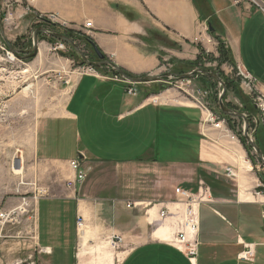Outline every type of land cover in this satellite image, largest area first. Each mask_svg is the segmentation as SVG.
Here are the masks:
<instances>
[{"label":"crops","instance_id":"1","mask_svg":"<svg viewBox=\"0 0 264 264\" xmlns=\"http://www.w3.org/2000/svg\"><path fill=\"white\" fill-rule=\"evenodd\" d=\"M49 14L57 15L55 22ZM43 21L87 36L134 76L162 74L194 60L201 48L217 56L220 36L264 97V13L245 0H18L6 27L20 29L17 39ZM133 87L138 100L126 92ZM243 90L252 100V89ZM171 97L147 98L111 68L78 73L65 104L40 117L30 138L19 125L14 168L0 165V214H16L11 220L22 221L23 234L35 233V252L57 251L59 264H68L67 257L69 264H264V165L243 142V119L210 108L225 119L218 126L200 105ZM249 131L264 155L259 110ZM168 154L180 159L164 161ZM72 159L86 172L80 183ZM147 171L157 179L148 183ZM136 175L143 176L138 184ZM169 180L182 184L172 188ZM203 186L200 253L191 259L176 243L185 206L175 189L199 193ZM116 235L122 241L113 248Z\"/></svg>","mask_w":264,"mask_h":264},{"label":"rangeland","instance_id":"2","mask_svg":"<svg viewBox=\"0 0 264 264\" xmlns=\"http://www.w3.org/2000/svg\"><path fill=\"white\" fill-rule=\"evenodd\" d=\"M2 1L3 0H1L0 13L1 19L4 23L5 36L15 47L19 49H32L34 46V30L38 27L47 28L48 30L66 35L59 27H51L50 24L43 21L40 24H37V26H31L24 36L14 39L16 34L20 32V29H16L15 26L10 27L8 24L6 27L4 18L8 10L2 5ZM11 12L13 14V10ZM38 39L39 50L37 55L34 57H27L24 54V51H12L0 33V128L4 127L5 129L4 132L0 131V165H7L11 169L12 167L14 168V165L11 162V155H14L17 150L15 145L19 125L24 124L27 127L25 136L26 138H30L34 123H36L40 117L57 114L60 108L65 104L68 95L75 84L78 73L93 68L104 70L110 68L108 65L103 67H91L87 65L73 46L49 35L48 33L39 32ZM72 39L80 49L85 52L89 60H99L93 49V45L91 46L89 44L83 34H75ZM62 42L64 43L65 48H60ZM198 56L194 60H181L177 64H174L173 68L168 67L165 69L162 74L167 72L186 74L196 69L206 70V68L208 71L217 74L222 71L225 73L223 75L229 76L228 80L233 87L231 89L227 88L223 100L229 108L236 107L235 109H232L240 112H243V110H241L239 105L238 97L239 99L240 97L242 99L244 98V95L246 96L243 88L247 89L249 87L252 89L250 94L253 98L255 96L260 97V95L253 90L255 81L251 82L249 76L246 75V73H249L248 71H244L237 64L233 65L230 62L222 63L217 59L219 54L216 56L215 54L207 53L205 51L201 57L198 58ZM124 72L126 71L124 70ZM126 74L132 77H143L130 75L127 72ZM118 76L120 75L118 74ZM144 76H157V74H148ZM219 76L221 77V75ZM127 83L144 89L147 98L161 93H165L169 98H172L171 96L174 95L185 101L194 102L198 106L200 105V107L205 104L207 107L217 110L219 115L224 118L230 117L229 115H225L220 108V85L215 79L209 76L194 74L191 78L185 79L163 77L162 82L153 80L143 82L127 81ZM160 84H165L166 87L161 89ZM235 86H237L238 89H236ZM27 87L29 88L26 89ZM133 90L136 89L134 88ZM136 91V94L130 93L128 90L126 92L131 95V99L138 100L137 97H134L139 94V91ZM227 99L232 100L235 105H233L231 101H227ZM20 113L24 115L20 116ZM259 113L260 117L263 118L262 112L259 111ZM240 129L241 135L244 136V127H240ZM249 134L251 135L250 131ZM247 145L251 147L252 157H254V159L258 158L255 150L252 149V146L248 141ZM169 151L170 150L167 152ZM194 152L195 150L191 148L190 154H193ZM170 158L176 159L178 157L169 154L162 157L164 161H167ZM259 162L261 166L264 165L260 159ZM186 170L187 168H171V172L173 171L175 174H184ZM147 172L146 179L148 183H151L153 179H157L154 172ZM136 176L135 181L138 184L140 183V180H143V176L140 178L138 177L139 175ZM168 182L172 188L176 185L182 184L179 183L181 181L169 180ZM2 208L3 204L0 205V213ZM22 208L23 206H21L19 211H22ZM24 208H27V206ZM15 215L16 214H12V216L3 221L4 223L0 222V264H59L60 261H56V257L59 255L57 251H54L53 253L35 252V233L32 232L30 237L25 236L23 234L24 231H22V221L11 220ZM24 243L25 245H23ZM68 258L69 257H67V259ZM67 259L62 262L65 261V263L69 264L71 261Z\"/></svg>","mask_w":264,"mask_h":264},{"label":"built area","instance_id":"3","mask_svg":"<svg viewBox=\"0 0 264 264\" xmlns=\"http://www.w3.org/2000/svg\"><path fill=\"white\" fill-rule=\"evenodd\" d=\"M237 1H241V0H237ZM245 1L250 3L252 6L258 8L260 11L264 13V1L263 0H245ZM17 2L18 0H3L2 1V5L6 7L8 10L7 14H5V18H4L5 22H7L11 18L12 16L11 11L14 9V6ZM48 19L50 20V22H55L57 19V15L49 14ZM85 26L86 28H90L92 26V22L87 21ZM60 48H65V45L63 42L60 44ZM246 75L249 76V80L251 82L255 81V79L253 78L251 74L246 73ZM128 92L134 93L135 91L131 88V89H128ZM253 100L256 106L258 107L259 111L262 112L264 116V108H261V100H264V97L255 96ZM201 107L205 111L208 112L209 121H214V123L218 126H220L221 121L223 122L225 121L224 118L214 116V114L210 111V108L207 107L205 104L201 105ZM233 138H235V135H233ZM70 165L72 169L76 172V179H75L76 182L77 183L82 182L86 177V172L83 170L80 160L72 159L70 160ZM226 172L228 176H234V171L232 167H227ZM262 174H264V171L262 172ZM175 191H176V194L179 200L185 206L182 227L176 236V243L180 246V248L185 252V254L189 258L196 259L199 256V248H200V239H199L200 207L203 203L208 201L207 200L208 188L206 186H203L199 193H193L192 191L184 189L182 187H176ZM131 205L132 204H128V206H131ZM167 215H168L167 210L160 211V217L165 218ZM9 216L8 215L5 216V214L3 213L0 214L1 219L8 218ZM77 225L78 227L83 226L82 218L78 217ZM121 241H122V237L116 235L112 239H110V245L113 248H117ZM249 254H251L250 249L249 251H246L245 254H243V257H246Z\"/></svg>","mask_w":264,"mask_h":264},{"label":"water","instance_id":"4","mask_svg":"<svg viewBox=\"0 0 264 264\" xmlns=\"http://www.w3.org/2000/svg\"><path fill=\"white\" fill-rule=\"evenodd\" d=\"M0 7H1V0H0ZM210 30L213 31V28L210 27ZM39 32L48 33L49 35L54 36L63 42L69 43L81 55V57L83 58V61L87 65H89L91 67H103V66L108 65L111 68V70L116 71L123 79L130 81V82H143V81H153V80H157L159 82H162L163 77L174 78V79H185V78H191L194 74H201V75L212 77L213 79H215L218 82V84L221 87L219 104H220V108H221L222 112L225 115H229L232 117H239V118L243 119V121H244V136H245L246 140L249 142V144L255 149L257 156L264 163L263 153L261 152V150L259 149V147L255 143L253 137L249 134L250 122H249L248 116L243 112L236 111L232 108H229L225 104L223 97L227 91V85L224 82V80L219 76V74L214 73V72H210V71L205 70V69H196V70H193L192 72L186 73V74H177L174 72H167V73L160 74L157 76L132 77V76H129L128 74H126V72H124V70L122 68H120L119 66H117L113 62L106 59L105 55L101 52V50L97 46L93 45V49L96 52L99 60L98 61H91L88 59L85 52H83L80 49V47L75 43V41L72 38H70L67 35H64V34H61L58 32H54V31L48 30L47 28H42V27H38L37 29L34 30V34H33L34 46L32 49H19V48L15 47L13 44H11V42H9L8 39L6 38L4 23L1 19V13H0V33L2 34L5 42L7 43V45L9 46V48L12 51H24L25 53H29L27 55V57H34L35 55H37L38 50H39V46H38V44H39V39H38ZM165 87H166L165 84H160L161 89H164ZM25 264H27V263H25Z\"/></svg>","mask_w":264,"mask_h":264},{"label":"trees","instance_id":"5","mask_svg":"<svg viewBox=\"0 0 264 264\" xmlns=\"http://www.w3.org/2000/svg\"><path fill=\"white\" fill-rule=\"evenodd\" d=\"M61 30L64 31L65 34L67 36H69L70 38H73V36L75 35V32L73 30L66 29V28L65 29L62 28ZM84 37L86 38V40L89 43H91L92 45H94V43L91 41L90 38H88L87 36H84ZM216 37H217V39L219 41V45H218L219 56H218L217 59H219L222 63L230 62L231 64L236 65L234 63L232 57H231V52H230L229 48L226 46L225 42L221 39L220 36H216ZM204 53H205V50L201 48V53L198 56V58L201 57ZM206 70H208V69L206 68ZM220 72L221 73H219V75H221V77L225 81V83L227 85V88L228 89L233 88L232 85L230 84L229 80H228V77L229 76L223 75L225 73H223L222 71H220ZM235 87H236V89H238L237 86H235ZM236 93H237V91H236ZM242 105L243 106H242L241 110H243V112L247 114V116L249 118V122L252 121V115L257 114V112H258V108H257L256 104L254 103L253 100L249 99L248 97H245V98L242 99ZM229 106H231V105H229ZM231 108H234L235 109L236 107H231ZM242 139H243V142L245 144H247V140H246V138L244 136L242 137ZM249 148H251V147H249ZM260 175H261L262 180L264 181V174L261 173ZM259 189L260 190H264V187H259Z\"/></svg>","mask_w":264,"mask_h":264},{"label":"bare ground","instance_id":"6","mask_svg":"<svg viewBox=\"0 0 264 264\" xmlns=\"http://www.w3.org/2000/svg\"><path fill=\"white\" fill-rule=\"evenodd\" d=\"M29 87H27L26 89H28ZM261 108H264V100H261ZM19 171V170H18Z\"/></svg>","mask_w":264,"mask_h":264},{"label":"flooded vegetation","instance_id":"7","mask_svg":"<svg viewBox=\"0 0 264 264\" xmlns=\"http://www.w3.org/2000/svg\"><path fill=\"white\" fill-rule=\"evenodd\" d=\"M26 56L29 54V53H24Z\"/></svg>","mask_w":264,"mask_h":264}]
</instances>
